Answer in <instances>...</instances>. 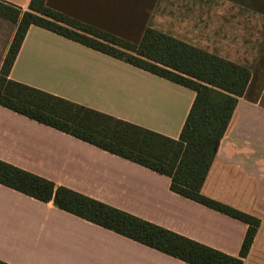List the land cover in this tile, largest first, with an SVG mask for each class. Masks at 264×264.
I'll use <instances>...</instances> for the list:
<instances>
[{
    "label": "crops",
    "instance_id": "obj_1",
    "mask_svg": "<svg viewBox=\"0 0 264 264\" xmlns=\"http://www.w3.org/2000/svg\"><path fill=\"white\" fill-rule=\"evenodd\" d=\"M21 11L30 0H1ZM137 44L146 28L250 71L201 194L260 224L243 264H264V0H45ZM12 39H0V67ZM9 78L176 140L195 93L37 26ZM0 160L232 257L247 225L170 190V178L0 106ZM7 264H187L0 185Z\"/></svg>",
    "mask_w": 264,
    "mask_h": 264
},
{
    "label": "trees",
    "instance_id": "obj_2",
    "mask_svg": "<svg viewBox=\"0 0 264 264\" xmlns=\"http://www.w3.org/2000/svg\"><path fill=\"white\" fill-rule=\"evenodd\" d=\"M0 17L16 24L0 67V106L168 176L172 192L245 223L247 230L238 257H232L1 160L0 185L187 264H243L260 220L202 195L201 187L250 71L151 28L137 44L129 43L47 7L45 0H30L25 11L0 0ZM32 25L191 89L194 100L178 138L11 80L10 69Z\"/></svg>",
    "mask_w": 264,
    "mask_h": 264
},
{
    "label": "rangeland",
    "instance_id": "obj_3",
    "mask_svg": "<svg viewBox=\"0 0 264 264\" xmlns=\"http://www.w3.org/2000/svg\"><path fill=\"white\" fill-rule=\"evenodd\" d=\"M15 29H16V24H14L13 22L7 19H3L0 17V39L1 40L6 39L9 34H12V37H13Z\"/></svg>",
    "mask_w": 264,
    "mask_h": 264
}]
</instances>
